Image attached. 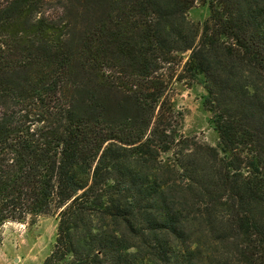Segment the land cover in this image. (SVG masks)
<instances>
[{
  "label": "trees",
  "instance_id": "16d2710c",
  "mask_svg": "<svg viewBox=\"0 0 264 264\" xmlns=\"http://www.w3.org/2000/svg\"><path fill=\"white\" fill-rule=\"evenodd\" d=\"M197 2L201 28L187 18ZM176 82L206 91L219 136L202 148L207 185L190 175ZM164 170L201 219L227 223V260L264 264V0H0V228L57 216L46 264H169L160 236L186 203Z\"/></svg>",
  "mask_w": 264,
  "mask_h": 264
},
{
  "label": "rangeland",
  "instance_id": "374dc122",
  "mask_svg": "<svg viewBox=\"0 0 264 264\" xmlns=\"http://www.w3.org/2000/svg\"><path fill=\"white\" fill-rule=\"evenodd\" d=\"M59 6L56 1L47 5L48 11ZM209 8L207 5L197 2L187 13L188 20L196 27L201 28L202 24L209 18ZM188 55V54H186ZM185 55V56H186ZM178 65L167 66L164 69L166 76H172L173 82L178 75ZM168 97L172 100L176 110L184 114V123L182 132L186 136L195 137L196 146H192L193 153L189 159L191 164L190 175L194 181L205 183L207 185L209 175L202 169H214L213 162H207L203 157V146L209 145L216 147L219 136L210 122L212 114L204 106V97L206 91L201 84H189L185 82H176L170 86ZM198 147L200 154L197 153ZM156 162L150 165L156 167ZM159 164V163H158ZM161 179L169 181L171 188L175 189L171 194L181 197L186 204L178 205L181 211L179 220L174 230H167L162 234V243L167 249V256L163 257L169 264H235V261L226 259L229 253H232L234 245L228 241L229 232L225 229L227 223L220 221L209 223L208 218H200L198 196L187 187V181L179 179L175 171H162ZM166 181V182H167ZM177 183L178 186H173ZM197 184V183H196ZM199 185L192 187L195 190ZM178 187V188H176ZM218 195L219 189H211ZM203 194L207 190H202ZM200 197V196H199ZM208 200V196H205ZM210 202V200H208ZM100 225H106L105 218L99 222ZM99 226V225H96ZM115 230H121L126 233L128 245H139L143 243V235L138 236L135 231L125 229L123 224L111 226ZM85 224H80V231H84ZM58 236V217L42 216L35 223L26 221L25 223L10 222L0 228V264H46L51 252H53ZM100 244V242H99ZM97 242H92L91 247H97ZM89 247V246H88ZM90 248V247H89ZM133 250V248H131ZM177 252V255L175 254ZM140 256L152 255L153 251L145 248L141 249ZM186 259V262H183Z\"/></svg>",
  "mask_w": 264,
  "mask_h": 264
}]
</instances>
